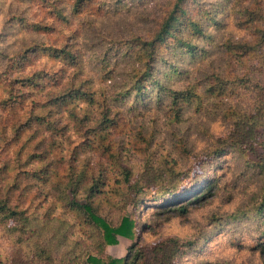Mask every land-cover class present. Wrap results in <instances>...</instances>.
<instances>
[{"label":"trees","instance_id":"16d2710c","mask_svg":"<svg viewBox=\"0 0 264 264\" xmlns=\"http://www.w3.org/2000/svg\"><path fill=\"white\" fill-rule=\"evenodd\" d=\"M149 1L11 0L3 8L27 35L1 47L7 24L0 28V264H179L194 240L142 241L148 225L129 208L151 199L168 218L187 215L214 184L189 198L185 180L228 150L264 174V0H236V24L249 30L212 48L198 44L216 37L187 16L188 0H166L153 17L137 12ZM34 8L42 19L29 16ZM99 15L118 16V26L106 29L113 23ZM57 22L71 28L61 45L43 37ZM43 57L59 68L40 66ZM150 90L156 97L147 102ZM156 110L161 128L147 124ZM191 111L224 127L211 135L204 126L200 152L180 128ZM253 205L263 214L264 177ZM119 236L133 240L124 257L107 252Z\"/></svg>","mask_w":264,"mask_h":264},{"label":"rangeland","instance_id":"374dc122","mask_svg":"<svg viewBox=\"0 0 264 264\" xmlns=\"http://www.w3.org/2000/svg\"><path fill=\"white\" fill-rule=\"evenodd\" d=\"M11 0H0V28L3 22L7 24L5 28L3 44H10L13 41H17L20 44L21 39H26V29L23 25L17 21L9 23L10 12L6 13L3 8ZM255 0H242L243 4H251L254 6ZM166 2V0H150L146 6L137 8V12L144 13L148 17H153L159 7ZM236 0L233 2H227V0H188L185 5L187 16L192 20H198L204 30H208L213 33L215 41L199 39L197 42L202 47L215 46L217 42L225 38V36L233 30H249L248 28H242L237 26V15L234 13V6ZM234 3V4H233ZM224 5L227 7V12H222L218 9V5ZM227 5H232L230 8ZM98 3L94 5L93 10H97ZM2 8V9H1ZM105 7L103 8L104 11ZM34 9L27 11L30 17H34ZM215 16L219 20V24L211 22L209 15ZM45 12L39 13L34 19H42ZM100 16V15H99ZM108 20L110 27L106 29H112L118 26V16H100ZM48 20V19H46ZM120 25V24H119ZM57 30L49 33L44 37L45 41L50 44L61 45L66 39V34L70 31V27L63 22L56 23ZM64 27L65 30H61ZM186 34H189V30ZM243 33V31H238ZM221 39V40H222ZM221 42V41H220ZM219 42V43H220ZM218 43V44H219ZM16 44V43H14ZM16 47V45H15ZM178 65L184 68L193 70L194 66H190L188 63L191 60L181 63L182 60L178 58ZM40 66L47 65L52 70H57L60 66L58 62L47 60L43 57L38 60ZM202 65V63H200ZM203 68L206 64L202 65ZM259 75V73H258ZM261 76V75H260ZM183 79L177 76L172 82L176 86L183 84ZM151 96L146 97L147 102H152L156 96V91L150 90ZM250 96L247 93V97ZM162 112L153 111L147 115V124L152 127L157 121L156 127L161 128L165 126V119ZM155 119V121H154ZM133 126L140 124V119L134 120ZM130 121L124 124V130L128 131V124ZM208 128V134H217L224 128L219 119H208L203 115L195 114L191 111L185 116V120L180 124L181 130L185 135L189 136L191 145L194 146L197 152H200V148L205 146L208 140V134L201 132L202 129ZM156 150L164 153L162 147L156 148ZM130 162L137 163L140 159L139 152L134 153ZM159 154V153H158ZM204 173L198 180L192 182V178H187L185 183L186 188L192 186L190 191L192 193L199 187L207 188L210 183V179L213 180V189L207 193V197L199 202L191 209V211L185 216H172L168 218L166 214L159 213V209L153 207V201L148 199L144 204L140 206L138 210L130 212L138 218L140 226L148 225L142 229V241H155L159 238L166 236H179L182 238H191L194 240V244L190 249H187L186 253L180 258L179 264H264V256L260 252L259 243L264 241V212L263 214H254L252 209L254 208V196L260 186L262 185V179L264 174L255 168H247L244 160L238 157V153L235 150H228L225 155L218 156L204 165ZM191 181V182H190ZM190 182V183H189ZM192 184V185H191ZM198 190V189H197ZM155 191L152 190L150 195H154ZM38 228L45 233V227L43 223L38 224ZM71 237L69 242H72ZM47 238H50L48 236ZM50 240L47 239V242ZM133 240L127 237L119 236V242L107 247V252L115 257H124L127 254L129 246ZM51 245H56L52 243ZM56 248V247H53ZM24 261V258H23Z\"/></svg>","mask_w":264,"mask_h":264}]
</instances>
